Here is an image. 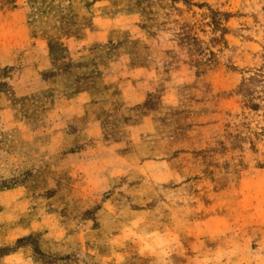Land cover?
<instances>
[{
	"label": "rangeland",
	"instance_id": "1",
	"mask_svg": "<svg viewBox=\"0 0 264 264\" xmlns=\"http://www.w3.org/2000/svg\"><path fill=\"white\" fill-rule=\"evenodd\" d=\"M119 13L149 67L123 74L148 78L145 97L104 86L97 139L65 161L33 144L22 167L19 134L0 131V191L24 185L46 215L13 241L37 211L0 198V264H264V0H0V89L33 78L43 108L56 92L39 78L115 53L93 43L71 62L61 41Z\"/></svg>",
	"mask_w": 264,
	"mask_h": 264
},
{
	"label": "crops",
	"instance_id": "2",
	"mask_svg": "<svg viewBox=\"0 0 264 264\" xmlns=\"http://www.w3.org/2000/svg\"><path fill=\"white\" fill-rule=\"evenodd\" d=\"M129 20V14L119 13L116 17L93 16L91 26L85 29L82 38L75 36L67 37L61 41L64 52L69 56L68 60L77 62L82 55L83 47L88 48L93 43L101 45L112 44L101 50H113L114 56L109 62L103 63L100 70L95 65L88 63L81 66L82 70H66V74L59 69L52 76L39 78L41 89L51 88L55 90L53 101L48 99L45 106H35L32 98L38 90V82L33 78L27 80V85L21 81L18 83L13 73V86L11 89H0V131H15L20 136V143L9 147L7 150L14 155L22 167H27V151L29 146L36 145L39 151L47 157L51 154H61L64 161L67 159V152L71 147L79 148L87 145L86 140L92 143L98 136L99 118L104 111L106 97L111 93L106 92L109 84L118 87L119 94L123 97L125 105H134L145 97L148 78L142 80L138 78L126 80L123 70L129 69L131 72L148 71L149 67H142L135 63L127 47L132 42L127 33L128 27L123 25V20ZM50 58V57H49ZM106 57H102L103 62ZM51 62L52 59H51ZM94 69V70H93ZM82 71V72H81ZM94 71V72H92ZM99 71V72H98ZM34 77V76H33ZM36 85V86H35ZM102 86V89L100 88ZM103 96H97L103 90ZM100 95V94H99ZM87 143V144H86ZM5 146V147H7ZM2 148V144L0 143ZM61 159V163L63 161ZM40 167V166H37ZM43 170L46 167H41ZM60 168V167H59ZM48 173V172H47ZM59 177V174L51 173ZM29 193L24 185H14L0 191V198L13 197L9 205L4 210L25 212L28 210L37 211L36 224L25 220L24 224L17 226L13 231V241L23 235L34 233L42 227L45 218L43 203L38 199L35 202L23 204L22 195ZM33 205V206H32ZM36 205V207H34ZM0 207V211H1ZM23 214V213H22ZM20 214L13 215V223H17ZM23 221V220H22ZM20 224V223H17ZM44 231L43 229H41ZM14 233L16 235L14 236ZM0 234V243H1Z\"/></svg>",
	"mask_w": 264,
	"mask_h": 264
}]
</instances>
